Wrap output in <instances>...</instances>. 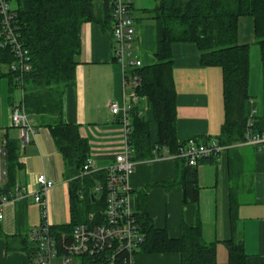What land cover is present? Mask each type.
Returning a JSON list of instances; mask_svg holds the SVG:
<instances>
[{"label":"crops","instance_id":"crops-1","mask_svg":"<svg viewBox=\"0 0 264 264\" xmlns=\"http://www.w3.org/2000/svg\"><path fill=\"white\" fill-rule=\"evenodd\" d=\"M134 20L136 32L129 61H140L142 67L153 66L158 50L155 21L151 19L153 24H141L139 19ZM81 42L76 78L66 93L65 120L79 126L81 137L90 145L89 158L100 168H105L114 163L123 147L122 124L112 114L110 106L116 103L123 108L125 102H129L125 101L129 90L124 88L122 67L114 60L115 44L111 33L104 31L97 22L86 23L81 28ZM238 43L250 46V61L252 54L254 67L256 54L260 55L261 64L264 63L256 44L252 18L240 19ZM173 56L179 142L198 139L200 143L219 144L225 123L222 70L203 67L200 52L193 44H174ZM249 94L252 113L264 125V72L254 74L250 69ZM21 100L22 92L12 91L7 78L0 79V148L4 149L6 137L17 140L21 165L16 186L8 194L12 200L5 205L1 225L6 237L26 239L32 230L42 225L44 208L52 227L69 224L71 196L62 155L46 126L47 116H29L34 133L30 134V143L22 145L20 132L12 123L13 107ZM136 105L141 111L140 117L150 124L151 143L155 145L158 128L151 104L141 100ZM230 152H234L239 157L237 163L242 164L239 175L230 169ZM183 167L175 160L140 162L129 179L132 209L139 212L140 192L145 191L148 217L156 229L166 230L172 240L180 238L182 224L195 228L199 222L204 241L216 246L217 264H229L226 242L234 237L244 246L246 264H264V152L242 144L225 149L212 161L200 162L196 167L199 186L196 204L184 205V189L180 183L163 187L178 171H183ZM40 175H45L54 186L37 203L35 199L40 192L37 177ZM233 190L239 204L235 230L230 219V193ZM6 246V240L1 239L0 264H29L27 252L8 253ZM57 264H60L59 260ZM130 264H182V256L140 250L130 257Z\"/></svg>","mask_w":264,"mask_h":264},{"label":"trees","instance_id":"trees-1","mask_svg":"<svg viewBox=\"0 0 264 264\" xmlns=\"http://www.w3.org/2000/svg\"><path fill=\"white\" fill-rule=\"evenodd\" d=\"M12 4L15 26L21 42L30 55V71L19 76L11 70L16 58L9 47H2L0 40V79H8L11 90L22 92L21 103L28 116L45 115L46 125L62 155L65 174L70 180L71 222L51 228L59 242L69 244L77 226L105 222L100 216L106 208V191L96 193L98 185L106 187L105 172L80 177L90 157V145L80 134L77 125L65 120L66 93L76 78L78 57L81 53V28L84 24L97 22L106 32H113V16L108 0H8ZM132 11L134 3L131 4ZM148 13V10H144ZM155 21L158 37L156 64L130 71L139 77L136 88L139 101L151 104L154 122L158 128V142L151 143L150 124L140 117L138 105L129 112L131 124L130 144L137 162L153 161L163 155L179 153L185 142L177 136V94L173 78L174 44L195 45L200 52L203 67L220 68L223 73L225 123L219 138V145L232 149L246 140L247 123L253 111L249 94L250 53L249 45L238 43L239 21L242 18L254 20L256 44L264 61V0H159V6L150 13ZM0 17V32H1ZM253 133L264 135L263 122L254 116ZM200 142L198 139H195ZM5 183L0 193H12L16 186L19 142L6 137ZM203 144H207L204 142ZM156 149H158L156 151ZM230 169L241 173L239 157L230 152ZM214 159H203L208 162ZM183 165V171L163 184L170 188L178 183L184 189V205L198 202L199 186L196 167L189 166L185 159H176ZM238 178V177H237ZM236 179V178H235ZM145 191L140 192L138 222L145 235L140 250L150 254L178 253L182 264H217L216 246L204 241L200 223L195 228L181 226L178 240H172L166 230L155 228L148 217ZM97 196L99 198H97ZM235 190L230 193V219L235 230L238 221V206ZM6 240L8 253L25 251L30 254L34 244L26 239L6 237L0 221V240ZM229 250V264H246L244 246L236 238L226 242ZM139 250V251H140ZM73 264H96L94 258L84 256ZM115 264H130V255L120 253Z\"/></svg>","mask_w":264,"mask_h":264},{"label":"built area","instance_id":"built-area-1","mask_svg":"<svg viewBox=\"0 0 264 264\" xmlns=\"http://www.w3.org/2000/svg\"><path fill=\"white\" fill-rule=\"evenodd\" d=\"M113 16L112 40L115 44L114 60L123 70L124 88H128L124 107L120 108L116 103L111 104V112L120 119L122 124V151L119 152L114 163L105 168H100L92 158H89L82 169L80 177L93 175L99 172L107 174L106 187H96V192L106 191V208L102 213L105 220L103 224H81L73 232L71 242L63 244L59 242L51 231V224L47 220V209L42 211L43 223L40 227L31 231L30 241L34 244L30 254L29 264H73L74 260L84 256L94 258L96 264H115L120 253H128L130 257L138 252L144 245L145 235L142 232L134 209L130 205L131 189L129 179L135 173L140 162L134 160L133 149L130 144L131 124L129 112L139 103L136 88L139 85V77L132 75L131 70L141 68L142 63L129 61L135 38V20L132 15V0H108ZM2 47L11 48L16 63L11 66L14 73L23 76L30 71V55L21 42L18 29L15 26V16L12 13V4L8 0H0ZM254 113L250 115L247 123L246 140L243 145L255 146L264 152V135L253 133ZM12 123L20 132L22 145L30 143V134L34 133L22 103L15 104L12 111ZM158 149H156L157 151ZM224 147L218 143L203 144L195 139L188 140L180 148L176 155H171L163 150V155L154 160L166 161L185 159L189 166L196 167L203 159H216ZM6 152L0 148V186L5 183ZM40 188L36 196V202L40 203L47 196L54 184L45 175L37 177ZM18 197V196H17ZM10 199L6 194L0 193V221L4 220V208Z\"/></svg>","mask_w":264,"mask_h":264},{"label":"rangeland","instance_id":"rangeland-1","mask_svg":"<svg viewBox=\"0 0 264 264\" xmlns=\"http://www.w3.org/2000/svg\"><path fill=\"white\" fill-rule=\"evenodd\" d=\"M133 3H134V11L132 12L133 17L135 19H139L141 24L148 22L153 24L154 21L151 20L152 15L149 13L151 10H154L159 6V0H133ZM144 10H148V13H145ZM259 56L258 54H256V59L254 63L255 67H254V65L252 64V61L254 59L252 58V54H251V71L253 70L254 74L258 72L261 75V73L264 72V63L261 64V59H259ZM17 95L18 93H15V96ZM102 213L100 212V216L102 215ZM57 262L58 260L55 261V264H57Z\"/></svg>","mask_w":264,"mask_h":264}]
</instances>
